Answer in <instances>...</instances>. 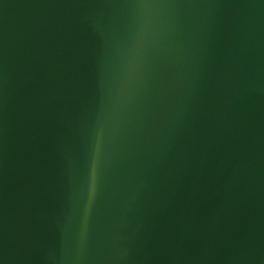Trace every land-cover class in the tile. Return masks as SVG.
I'll use <instances>...</instances> for the list:
<instances>
[{"label": "water", "instance_id": "95a60500", "mask_svg": "<svg viewBox=\"0 0 264 264\" xmlns=\"http://www.w3.org/2000/svg\"><path fill=\"white\" fill-rule=\"evenodd\" d=\"M0 264H264V0H0Z\"/></svg>", "mask_w": 264, "mask_h": 264}]
</instances>
